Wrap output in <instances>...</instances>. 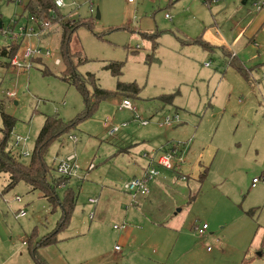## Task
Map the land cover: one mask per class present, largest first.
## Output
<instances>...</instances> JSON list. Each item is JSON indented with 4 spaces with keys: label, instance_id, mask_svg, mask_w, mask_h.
<instances>
[{
    "label": "rangeland",
    "instance_id": "1",
    "mask_svg": "<svg viewBox=\"0 0 264 264\" xmlns=\"http://www.w3.org/2000/svg\"><path fill=\"white\" fill-rule=\"evenodd\" d=\"M193 1L65 0L68 6L64 10L72 20H89L88 26L74 36V51H81L86 60L80 73H93L100 87L115 90L118 79L105 66L113 61L124 62L119 80L136 82L142 88L140 99L130 101L137 114L151 124L142 127L133 121L131 112L120 110L124 98L103 102L97 113L66 136L63 143L58 141L51 146L47 162L56 167V158L76 155L79 179L72 178L67 187L78 194L82 215H77V221L92 224L98 222V215L93 222L88 219L89 212L94 210L89 198L101 197L104 186L124 192L135 169L144 165V153H150L140 147L131 156L120 155L112 161L111 154L122 145L118 138L129 134L143 140L151 135L161 148L184 142L192 149L183 164V175L157 166L160 172H167V178L163 180L159 175L151 188L163 183L164 189H152L141 204L143 208L147 205V216L156 207L164 212L169 210L172 215L180 212L173 226L170 224L174 232L167 230L172 241L161 264H264V28L256 35L258 47L248 44L247 36L240 33L256 15L254 0L247 4H243L244 0H228L211 11ZM25 2L0 0V22L7 26L18 20ZM166 14L172 20L166 19ZM19 23L26 24V20ZM27 23L35 26L32 20ZM190 27L191 33L199 30V37L206 33V42L210 35L218 41L232 42L233 50L245 63L241 64L248 78L227 64L219 52L221 48L212 54L200 46L184 47L182 39L187 38ZM151 32L152 38L143 36ZM61 35L62 28L55 26L49 38L41 41L42 46L56 51V58L62 57ZM5 61H0V103H5L7 113L18 120L14 134L28 138L21 149L29 155L20 158L28 164L46 117L59 116L69 122L84 111L85 103L79 91L62 79V58L58 66L54 59H35L34 67L19 76L10 66L4 67ZM206 63H211V67H206ZM257 64L262 66L254 72ZM249 77L251 82L256 79L254 88L246 81ZM10 91H16V97L9 98ZM172 94L175 97L171 104L160 101V97ZM168 116L174 117V127L160 128L158 124ZM108 117H113L117 124L127 122L129 127L110 136L105 127ZM72 135L77 137V144L70 140ZM254 178L261 179L255 188ZM9 183V174L0 175V264H36L27 242L36 228L40 237L52 232L61 214L50 213L47 201L39 192L32 193L27 184L21 182L7 191ZM17 196L21 201L16 200ZM20 210L25 211V217H17ZM204 223L210 227L207 241V235L202 239L194 230L195 225ZM121 224L115 217H105L99 238L108 250L114 248L121 233L114 225ZM72 233L67 229L59 239ZM93 236L72 241L60 249L68 250L69 257L76 256L81 248L95 241ZM151 242L155 243L153 239ZM149 247L145 254L155 257L153 245ZM126 260L132 264L129 257Z\"/></svg>",
    "mask_w": 264,
    "mask_h": 264
},
{
    "label": "trees",
    "instance_id": "2",
    "mask_svg": "<svg viewBox=\"0 0 264 264\" xmlns=\"http://www.w3.org/2000/svg\"><path fill=\"white\" fill-rule=\"evenodd\" d=\"M69 13L64 9H59L53 0H26L22 14L17 20L20 22L25 19L26 24L29 20L44 22L49 19L54 26L62 28L60 52L65 70L61 77L64 81L74 86L83 96L85 109L78 114L74 120L66 122L59 116H47L44 125L37 136L30 162L24 164L12 149V140L17 126V118L7 113L5 103H0V114L3 126L0 127V175L9 174L10 183L6 190H12L16 185L23 182L31 187V192H39L47 201L50 213L60 212V219L56 228L49 234L40 237L39 232L34 229L27 245L32 259L36 264H48L40 251L50 246H55L60 240L59 235L66 231L72 221L77 202L78 194L72 188L67 187L69 179L58 175L54 165L47 162V156L51 146L58 141L77 131L79 126L94 116L103 102L114 98H124L127 100H139L142 88L136 82L124 83L119 79L123 75L124 62L113 61L105 66L107 71L118 79L115 90H106L100 87L99 79L93 73L82 74L80 66L85 64L81 51H74V36L79 29L88 26L87 18L79 20H67ZM146 38H152L154 34H144ZM184 45H197L207 51H213L215 47L208 44L202 37L196 39H182ZM21 43H11L9 47L0 46V61L6 60L4 67L9 68L10 61L21 50ZM229 57V65L234 67L240 74L248 78L241 62L236 58ZM1 64V63H0ZM45 75L50 73L43 70ZM0 84V88H1ZM91 88V90L89 89ZM6 99L7 97L4 96ZM175 94L160 97V101L171 104ZM207 171L203 174L204 179ZM62 184L67 188L60 195L59 189Z\"/></svg>",
    "mask_w": 264,
    "mask_h": 264
},
{
    "label": "crops",
    "instance_id": "3",
    "mask_svg": "<svg viewBox=\"0 0 264 264\" xmlns=\"http://www.w3.org/2000/svg\"><path fill=\"white\" fill-rule=\"evenodd\" d=\"M228 0L224 1L227 2ZM231 1V0H229ZM193 2L201 3L206 7L209 11L212 10L209 9L205 4L203 0H194ZM219 5V4H217ZM214 5V6H217ZM213 6V7H214ZM197 10H199L197 8ZM256 15L253 17L252 21L248 24L246 28H243L241 30V34H244V37L247 36V39L249 40V43H252L254 46L257 43L256 41V35L258 36V33L263 30L264 28V10L261 12H255ZM170 15V14H169ZM167 19V18H166ZM1 21V20H0ZM2 22H0V25ZM4 25V24H3ZM187 32V38L185 39H195L198 36L199 30H197L196 33L193 32V29L190 27V29ZM205 32V31H204ZM149 34V33H145ZM151 32L149 35H152ZM206 35V33H203L201 36ZM242 38V36H238V38ZM45 38H49L48 36ZM146 38V37H145ZM149 39V38H148ZM204 39V38H203ZM223 42L225 41H218L216 37L213 35H210L208 37V44H217V46H214V50L211 51L212 54H215V49H219V52L222 53L224 56V59L226 60L227 64L229 63V57L232 54L236 56V58L242 63L245 64L239 57L236 51L233 50V43L231 42H225L226 44L223 45ZM236 42V39L234 40ZM231 44V45H230ZM184 47H190V46H197V45H184ZM234 56V57H235ZM261 57V56H259ZM207 64V63H206ZM205 64V66H206ZM229 65V64H228ZM262 64H257L255 67H253L254 72L257 71V69L261 68ZM207 67V66H206ZM211 67V65L209 66ZM251 77V76H250ZM249 79H245L247 82L250 81ZM255 78H252V82L250 81V86L254 88L253 81ZM256 80V79H255ZM249 83V82H248ZM261 85V80L256 84L258 89ZM115 99H121L122 98H114L110 99L107 102ZM127 111V110H126ZM130 112V111H129ZM131 118H133V113L131 112ZM151 124V123H150ZM129 127V126H128ZM148 127V126H147ZM174 125L170 128H173ZM167 128V129H170ZM42 129V128H41ZM40 133V132H39ZM123 138H118L122 145H120L116 152L111 154L112 161L119 157L120 155H132L134 152L139 151V148L142 147L145 152L150 153H144L143 155V161L144 165L140 168L135 169L132 179L134 177H140L144 175V172L149 168L151 165L152 159H157L159 155H161L164 152H167L170 149H173V145L177 144L178 142L170 143L167 146L158 147V145L153 142L154 137L149 135L146 137V139H137L131 137L129 134L123 135ZM157 140V139H156ZM190 139L189 141H191ZM142 143V144H141ZM185 144L184 142H181ZM77 144V143H76ZM193 144V143H192ZM63 145V144H62ZM154 146H157L155 148ZM161 148V149H158ZM192 148H188L186 151V157L190 154ZM71 155V154H70ZM69 156V155H68ZM59 157V156H57ZM61 158V157H59ZM163 168V167H162ZM183 164L180 167V172H176L174 170V173H177L179 175H183L181 171H183ZM166 169V168H164ZM159 175L163 176V180L167 178V172H160ZM168 170V169H167ZM185 175V174H184ZM186 176V175H185ZM255 179V178H254ZM253 179V180H254ZM131 180V179H130ZM156 180V179H155ZM156 182V181H155ZM152 181L150 183V193L151 190L154 188L158 189H164L163 183L159 185H155L151 188V184L155 183ZM127 185V184H126ZM126 185L124 187V192L117 191L111 187L104 186L103 190H101V197L99 198H89L88 202L91 204V199H97V204H91L94 206V210L89 212L88 219L93 222L98 215V222L88 224V221H77V215H82L80 210L78 209V203L71 221V224L68 229H71L73 233L71 235H67L66 237H60V241L55 245V249L47 248L42 249L41 252L47 257V259L50 261V264H128V261L126 260L129 257V261L132 264H161V260L164 258V254L167 252V248L171 244L172 241V235L171 232H174L172 228H170V224L173 226V223L177 221L180 212H178L176 215H172V213H169V210H166L165 212L162 211L161 208L157 210V207L152 209V212H150L149 216L146 215V209L147 205L143 208L141 207V204L149 197L150 193L148 195H142L140 194L138 197V201L135 203L132 200V197L130 196V193L126 189ZM257 186V185H256ZM255 186V187H256ZM253 187V184H252ZM253 187V188H255ZM67 188H63V192ZM61 192V191H60ZM33 193V192H32ZM40 194V193H39ZM42 197V195L40 194ZM104 196V198H103ZM144 202V203H145ZM178 205V204H177ZM176 205V207H177ZM49 206V205H48ZM150 208V207H149ZM50 209V207H49ZM79 211V212H78ZM79 213V214H78ZM93 214V218L90 217V215ZM18 215V214H17ZM111 216L112 218H116L118 221L120 220L122 224H127V229L124 231H121L119 234L117 240L115 241L114 248L109 249L105 247L103 241L99 238V234L101 231V227L104 226L105 217ZM176 218V219H172ZM171 222V223H170ZM121 224V225H122ZM141 224V225H140ZM115 226V225H114ZM199 226V225H198ZM175 227V226H174ZM196 228V225L194 227V230ZM170 229L168 232L167 230ZM210 229V227H209ZM119 231V230H118ZM65 232V231H64ZM63 232V233H64ZM62 234V233H61ZM60 234V235H61ZM93 234L94 236L92 239L95 238V241L92 242V244L87 245L77 253L76 256L69 257L68 250L60 249L61 247L65 245H70L72 241H77L79 239H89V235ZM59 235V236H60ZM154 240L155 243L152 244L151 240ZM204 239V238H203ZM209 239V235L207 234V239ZM179 240L176 242V245L178 244ZM25 243V242H24ZM119 245L121 247L120 251H116L115 247ZM153 245V254L155 257H149L145 254L146 249L149 250V246ZM168 246V247H167ZM135 248H137L138 252L136 254ZM158 250V251H157ZM143 252V253H140Z\"/></svg>",
    "mask_w": 264,
    "mask_h": 264
},
{
    "label": "built area",
    "instance_id": "4",
    "mask_svg": "<svg viewBox=\"0 0 264 264\" xmlns=\"http://www.w3.org/2000/svg\"><path fill=\"white\" fill-rule=\"evenodd\" d=\"M55 5L59 9L67 8V4L65 0H53ZM129 3H134L135 0H127ZM204 4L211 9L214 5H217L226 0H203ZM22 1H20L21 3ZM253 11L261 12L264 10V0H254L253 1ZM77 12V11H76ZM75 12V13H76ZM72 16V14H71ZM75 16H80V14H76ZM166 18L168 20H172V16L166 14ZM67 20H72L69 17ZM76 20V19H75ZM35 26H30L29 24H20L17 20L10 22L7 26L3 24L0 25V40L3 38L2 46L9 47L11 43H21V50L17 55L10 61V70L16 72V76H19L21 73L31 70L34 65L35 59H54V65L58 66L61 64V58H56V51L51 49V47L42 46V40L49 36L50 31L55 27L49 19H46L44 22L32 20ZM255 46L258 47L257 44ZM211 63H207L206 66L209 67ZM16 91L8 92L9 98L16 97ZM120 110H127L133 113V121L138 122L140 126L147 127L150 125V121L143 119L141 116L137 114V108L134 104L127 99H124L120 105ZM177 118V116H176ZM179 120V119H178ZM175 119L174 117L168 116L166 119L158 124L160 128H170L174 125ZM129 123L124 122L121 124H117L114 121L113 117H108L105 121V127L108 129V133L110 136H116L121 131L128 128ZM70 140L73 143H78V139L76 136H70ZM28 141V138L23 137L21 135L14 134L12 140V149L14 153L18 156L20 155H29V152L22 151L21 147L25 146ZM20 149V152L18 151ZM188 149V144L177 143L173 145V149L168 150L167 152L159 155L157 159L153 158L151 165L144 172L143 176L134 177L131 179L127 185L126 189L130 193L132 200L136 203L138 201V197L140 194L148 195L150 193V183L154 181L159 176V171L157 170V166L166 168L168 170H174L178 172L182 164H184L186 160V151ZM57 160V161H56ZM57 162L56 170L59 176L67 178L71 180L72 178L79 179V166L77 164V157L74 154H71L65 158H56ZM261 181L260 178H255L253 180V187H255ZM66 184H62L60 188H65ZM17 201H21L19 196L16 197ZM91 204H97V199H91ZM26 213L23 210H20L17 217L23 218ZM93 218V214L90 215ZM115 230L124 231L127 229V224L115 225ZM209 230V225L204 223L202 225L196 226L195 232L200 238H205L207 235V231ZM26 245V243H24ZM116 251H120L121 247L117 245L115 247Z\"/></svg>",
    "mask_w": 264,
    "mask_h": 264
},
{
    "label": "water",
    "instance_id": "5",
    "mask_svg": "<svg viewBox=\"0 0 264 264\" xmlns=\"http://www.w3.org/2000/svg\"><path fill=\"white\" fill-rule=\"evenodd\" d=\"M247 2H248V0H244V1H243V4H247Z\"/></svg>",
    "mask_w": 264,
    "mask_h": 264
}]
</instances>
